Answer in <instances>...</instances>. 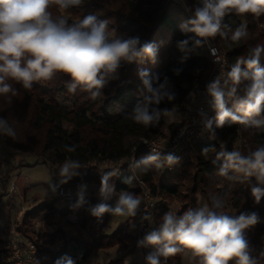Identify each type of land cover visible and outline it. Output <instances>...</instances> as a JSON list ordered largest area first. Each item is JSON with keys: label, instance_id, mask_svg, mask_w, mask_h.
Here are the masks:
<instances>
[{"label": "clouds", "instance_id": "9594fccd", "mask_svg": "<svg viewBox=\"0 0 264 264\" xmlns=\"http://www.w3.org/2000/svg\"><path fill=\"white\" fill-rule=\"evenodd\" d=\"M85 0H0V96L16 95L13 83L24 89H32L34 83L51 81L57 74L70 79L66 83L69 92L77 88L88 92L92 99L103 95L102 89L108 81L116 79L124 64L147 58L157 61L158 47L151 42H141L139 37L113 35L109 31V20L99 19L89 14L82 19L73 20L66 14L72 7L84 4ZM56 6L61 15H53L50 10ZM192 16L181 25L182 32L194 33L196 39L189 47V39L179 41L177 47L184 53L182 59L195 47L216 37L230 39L239 43L248 36L247 24L241 23L233 30L224 23L230 14L259 18L264 15V0H198L193 7ZM229 33H231L229 37ZM216 57L217 50L211 49ZM264 45L251 47L247 55L240 57L230 70L221 72L206 85L210 98L209 107L215 113L209 118L202 110L199 112L203 128L216 139L215 128L239 124L245 129L264 131ZM179 75L180 70H174ZM139 101L126 115L133 122L146 128L155 127L163 117H171L172 111L158 106L161 102L175 100L169 79L160 82L159 76L150 75L147 70L138 72ZM11 81V82H10ZM10 98V97H9ZM231 104V107L228 105ZM0 135L15 138L16 132L4 117H0ZM77 145L63 146L69 153L76 151ZM220 151L212 160L215 175L232 182L244 183L255 178L258 187L251 189L257 203L264 197V145L243 154L240 150H227L221 144ZM208 149L202 150L206 155ZM179 162L172 153L152 149L151 154L135 159L129 164L132 176L125 183H131L137 172L146 174L153 167L158 170L171 168ZM85 169L79 160L66 159L58 168L57 183L48 186L49 193H56L60 186L81 176ZM119 173L114 167L103 172L99 196L101 202L89 208L93 217L100 219L104 214L111 216L135 217L141 200L129 191L117 194L111 178ZM86 185L79 187L75 208L87 203ZM115 197L114 205L107 203ZM211 207L204 204L190 208L177 215L166 212L157 226L149 231L138 247L152 248L146 256V264H167L169 257L181 252L191 253L194 264H254L249 255V244L245 230L259 222L256 213L230 215L223 211L222 198L211 197ZM147 215L143 217L147 220ZM38 264V261H36ZM56 264H74L71 258H61Z\"/></svg>", "mask_w": 264, "mask_h": 264}, {"label": "trees", "instance_id": "16d2710c", "mask_svg": "<svg viewBox=\"0 0 264 264\" xmlns=\"http://www.w3.org/2000/svg\"><path fill=\"white\" fill-rule=\"evenodd\" d=\"M198 0H85L84 4L68 10L69 23L75 19L83 18L89 14L97 15L99 19L109 20V28L117 29L126 37H139L141 42H151L158 47L157 61L152 63L143 58L124 64L118 71L116 79L108 81L102 89L103 95L92 99L88 92L80 88L69 92L66 83L69 77L57 74V77L47 82L34 83L32 89H24L20 84L13 83L17 89L16 95L10 96L19 111L25 117L26 127L39 134L35 145V155L51 166H59L66 159L79 160L84 166L93 160H106L118 162L122 158L140 159L150 153L146 149L145 141L165 135L160 130V123L155 127L146 128L133 122L126 115L142 100L139 87L138 72L149 71L150 75L159 76L160 82L169 79L172 91L176 94L175 100L161 102L160 109L176 108L183 117L184 102L199 87L210 68V60L205 42L200 47H195L188 54L187 59H182V53L177 44L179 41L189 39V47L199 39L194 33L182 32L181 25L187 23L192 16V9ZM53 15H59V9L52 6ZM224 23L234 30L241 23L247 24L248 36L239 43L230 39L216 37L215 42L226 56V72L240 57L247 55L248 50L257 44L264 45V15L255 18L252 15L245 17L236 16L234 13L225 17ZM231 33H229L230 37ZM264 65V56H262ZM179 69V75L174 70ZM7 96H0V117L8 120L11 127L12 120L8 109L3 105ZM62 99L66 104L60 102ZM231 107V104L228 105ZM215 113L212 111L210 118ZM180 117V120H181ZM179 120V121H180ZM178 121V123H179ZM177 122L168 124L169 134L172 133ZM216 139L189 140L183 144L180 152L179 166L174 170L163 171L154 167L146 174L137 172L131 183L125 181L133 174L130 168H124L111 178L116 191H129L135 195L143 191V185L156 197L150 214L159 218L167 211L168 198L181 199L186 211L198 208L197 195L202 194L206 204L211 207V197L223 199L225 211L227 205L234 209L235 214L256 213L259 222L245 230L249 253L254 264L264 260L260 248L259 236L264 233V197L257 203L251 194L253 187H258L255 178H250L244 183L232 182L225 177L215 175L212 160L219 153L220 145L227 150L240 149L243 154L264 145V131L254 128L245 129L243 125H225L215 128ZM12 138L0 135V140L8 142ZM67 144L77 145L76 151L69 153L63 150ZM239 144V145H237ZM207 148L208 153L202 154ZM83 180L101 182V176L84 173ZM219 181V184L217 183ZM68 206H74L77 199L72 197L67 200ZM45 206L37 207L24 214L22 220L15 224V229L31 245L35 247L39 264H56L61 258H71L74 264H81L95 248L111 247L122 243L128 237L122 228L109 234H102V228L108 219V214L100 219L86 213L84 205L78 215L84 223H90V240L77 237H63L55 234L36 233L32 230L35 220L43 219L46 213ZM88 220V221H87ZM10 225L4 222L0 225V242L9 231ZM60 244L51 249L57 240ZM169 257L170 264H180L179 256ZM163 259V258H162Z\"/></svg>", "mask_w": 264, "mask_h": 264}, {"label": "rangeland", "instance_id": "374dc122", "mask_svg": "<svg viewBox=\"0 0 264 264\" xmlns=\"http://www.w3.org/2000/svg\"><path fill=\"white\" fill-rule=\"evenodd\" d=\"M180 1L183 4L185 3V0ZM61 14L65 13L59 12V15ZM66 14L69 16L68 13ZM112 30H115L113 35L125 36L119 30L109 28V31ZM9 97H5L3 105L9 111L16 136L8 142L0 140V225L7 221L10 225L9 231L2 237L3 241L0 242V264H36V261L39 264L35 247L16 231L15 224L22 220L25 213L37 207L45 206L44 212L46 215L43 216L44 218L35 220L32 223L31 228L34 232H42V234L58 233L63 237L72 236L82 240H90L92 237L89 229L90 223H84L78 215L82 207L68 206L67 200L61 198L59 194L60 187H70L71 198L74 197L78 200L79 187L86 185L85 198L87 203L84 205V209L88 213L91 206L101 202L99 196L100 182L97 179L96 182L83 180L84 173L95 174L99 178L103 172L109 171L111 168L118 167L119 171L128 168L133 159L132 157L122 158L115 163L106 160L90 161L84 165L85 169L81 170V176L75 177L69 183L60 186L56 193H49L48 186L51 183H57V172L61 164L50 167L41 157L35 155V145L39 139V134L28 130L25 117L19 113L14 100ZM192 98L193 94L186 98L184 104ZM60 102L66 104L62 99H60ZM169 110L172 111L173 115L163 117L160 120V130L166 136H158L151 139L150 142L159 140L167 142L173 135L182 114L176 108H170ZM170 122L177 123L172 133L167 135ZM144 142L146 141L144 140ZM178 164L179 162L171 169L163 171V173L167 174L169 171L174 170L179 166ZM217 183L219 184V181ZM142 188L143 191L136 195L141 200L137 215L135 217H125L108 214L106 224L99 232L109 234L118 228H122L124 234L128 236L125 238L126 240L111 247L95 248L81 264H146L145 258L153 249L138 247V241L158 225L162 216L155 218L150 214L156 197L151 195L144 185ZM119 192L117 191V194ZM196 199L198 207L206 204V198L202 194H198ZM107 203L114 205L115 197ZM185 208L186 205H183L181 199L168 198L166 212L172 211L177 215H181ZM225 212L236 215L234 209L229 205H227ZM145 215L148 217L147 220L143 219ZM245 236H247L246 231ZM259 241L264 256V233L259 236ZM59 244L60 240L58 239L50 248L55 249ZM250 252H252L251 247H249ZM179 262L180 264H194L189 252H181ZM167 264H170V262L167 261ZM258 264H264V260H259Z\"/></svg>", "mask_w": 264, "mask_h": 264}, {"label": "built area", "instance_id": "2783aa9c", "mask_svg": "<svg viewBox=\"0 0 264 264\" xmlns=\"http://www.w3.org/2000/svg\"><path fill=\"white\" fill-rule=\"evenodd\" d=\"M205 45L211 63L206 76L201 85L193 93V98L184 104L183 118L176 125L171 138L167 142L161 140L157 142H150V140L145 142L146 149L150 154L152 149L155 148L161 150L163 153H172L177 156L178 150L189 140H212L210 134L203 128L199 112L202 110L209 118L212 114V110L208 104L210 98L206 93V85L213 81L222 71L226 73V56L217 46L215 39L205 42ZM212 48L217 50L216 55L220 58V62H216V57L211 51ZM171 168H164L163 170ZM59 194L65 200L70 199V187H60Z\"/></svg>", "mask_w": 264, "mask_h": 264}]
</instances>
